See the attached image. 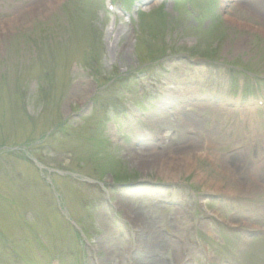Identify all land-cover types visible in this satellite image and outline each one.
Listing matches in <instances>:
<instances>
[{
    "label": "rangeland",
    "instance_id": "rangeland-1",
    "mask_svg": "<svg viewBox=\"0 0 264 264\" xmlns=\"http://www.w3.org/2000/svg\"><path fill=\"white\" fill-rule=\"evenodd\" d=\"M192 2L0 0V264H264V0Z\"/></svg>",
    "mask_w": 264,
    "mask_h": 264
},
{
    "label": "bare ground",
    "instance_id": "bare-ground-1",
    "mask_svg": "<svg viewBox=\"0 0 264 264\" xmlns=\"http://www.w3.org/2000/svg\"><path fill=\"white\" fill-rule=\"evenodd\" d=\"M247 1H251V2H258L259 0H247ZM142 147L138 148H130L133 152V154L131 153V157L135 158L137 157V159H141V165L142 167H147L148 165L151 166L150 164H152L153 162L156 163L157 168H159L160 171H166L167 168L169 167H175L176 166H180V167H184L186 166L187 162L189 161V159H185V158H178L176 156H165L161 155V154H149V152L145 151V148L141 149ZM153 149V148H152ZM138 150V151H137ZM155 151V149H154ZM150 155H154V156H150Z\"/></svg>",
    "mask_w": 264,
    "mask_h": 264
}]
</instances>
